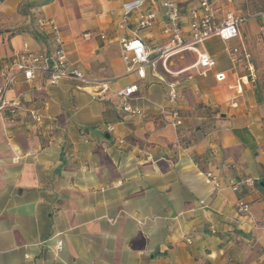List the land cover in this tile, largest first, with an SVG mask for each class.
<instances>
[{
	"label": "crops",
	"instance_id": "crops-1",
	"mask_svg": "<svg viewBox=\"0 0 264 264\" xmlns=\"http://www.w3.org/2000/svg\"><path fill=\"white\" fill-rule=\"evenodd\" d=\"M25 1L0 0V83L14 53L52 49L53 21L68 61L109 90L100 98L79 81L49 85L42 74L18 76L8 90L17 112L0 113V264H264V0H210L220 6L215 21L228 12L241 19L238 42L255 77L240 93L232 85L246 71L226 51L237 40L217 36L203 43L215 60L205 77L195 67L166 80L158 61L143 79L127 73L119 38L162 43L161 0H143L123 28L122 5L133 0H52L22 15ZM179 1L187 36L186 10L197 0ZM148 9L157 21L138 29ZM189 53L195 61L190 51L177 55ZM131 83L138 88L126 112L113 90ZM161 107H176L182 123L173 126ZM247 178L252 185L231 190L229 181ZM240 197L249 214L236 210Z\"/></svg>",
	"mask_w": 264,
	"mask_h": 264
},
{
	"label": "built area",
	"instance_id": "built-area-1",
	"mask_svg": "<svg viewBox=\"0 0 264 264\" xmlns=\"http://www.w3.org/2000/svg\"><path fill=\"white\" fill-rule=\"evenodd\" d=\"M229 3L231 0H223ZM143 0H133L122 5V19L118 23L119 28H123L128 21L129 13L139 7ZM161 7L164 10L165 20L161 31L165 37L164 41L153 49H149L138 37H120V55L127 73H135L139 79L146 75V67L153 65L157 61L166 69V62L169 58L184 51L195 54V61L191 65L198 68V74L205 77L215 66V60L203 49V43L211 36H217L224 42H237L228 46L226 51L228 58L234 67L242 66L246 74L237 77L232 85L237 93L242 91V84L247 79H253L255 73L250 60L249 51L239 40L238 24L240 18L231 13H226L222 20L215 21L214 13L220 6L215 5L210 0H197L195 5L189 6L186 10L187 36L184 34L183 26L180 24V1L161 0ZM115 13V11H112ZM264 16V13H260ZM158 17L156 9H148L139 14L136 25L138 29H145L153 26ZM51 34L52 49L46 52H33L27 47L14 53L1 71L2 82L0 83V113L6 112L14 116L17 112L16 103L7 96L10 87L16 82L18 76L25 81L33 80L37 75L42 74L49 85H54L61 79L71 78L79 81L82 88H94L91 92L94 96L104 98L107 96L109 87L104 81H95L84 75L79 69L74 67L67 59L66 51L62 48L61 37L58 28L53 21L47 22ZM260 36L264 41V23L259 28ZM84 37H89V33H84ZM101 39L105 38L100 34ZM245 80V81H244ZM137 84L129 85L113 90L114 94L123 100L122 109L126 112L133 111V107L128 102L131 95L137 90ZM167 99L170 103L176 100V90L170 85L167 91ZM161 113L173 126L182 123L179 111L176 107H161ZM32 119L36 122L41 120L40 115L35 111H30ZM206 180L215 188L220 187L219 179L211 172L204 173ZM264 181V179H263ZM231 190L238 191L240 183L252 185L250 178L243 181H229ZM236 210L239 213L249 214L250 209L247 202L241 197L235 202Z\"/></svg>",
	"mask_w": 264,
	"mask_h": 264
},
{
	"label": "rangeland",
	"instance_id": "rangeland-1",
	"mask_svg": "<svg viewBox=\"0 0 264 264\" xmlns=\"http://www.w3.org/2000/svg\"><path fill=\"white\" fill-rule=\"evenodd\" d=\"M192 62H194V58L192 54L190 53L187 55H184V57H180L179 55H174L167 60L166 69L161 65V63L158 65V68L164 74V76H166L164 77L162 75L166 80L172 81L178 78L179 80H182V78L180 77L182 75L192 76L196 74L195 67L189 68L186 72H183L182 74H180V71H181L180 68H182L186 64L191 66ZM179 85H180V82L176 84L177 87ZM164 93H166V89H164Z\"/></svg>",
	"mask_w": 264,
	"mask_h": 264
},
{
	"label": "trees",
	"instance_id": "trees-1",
	"mask_svg": "<svg viewBox=\"0 0 264 264\" xmlns=\"http://www.w3.org/2000/svg\"><path fill=\"white\" fill-rule=\"evenodd\" d=\"M52 0H27L18 6V13L27 15L32 9L48 4Z\"/></svg>",
	"mask_w": 264,
	"mask_h": 264
}]
</instances>
